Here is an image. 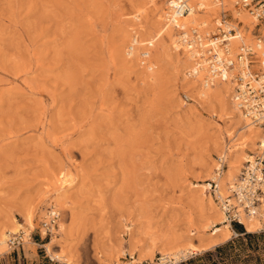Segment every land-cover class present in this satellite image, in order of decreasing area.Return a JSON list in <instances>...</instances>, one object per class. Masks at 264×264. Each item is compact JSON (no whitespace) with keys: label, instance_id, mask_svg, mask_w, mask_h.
I'll return each instance as SVG.
<instances>
[{"label":"rangeland","instance_id":"rangeland-1","mask_svg":"<svg viewBox=\"0 0 264 264\" xmlns=\"http://www.w3.org/2000/svg\"><path fill=\"white\" fill-rule=\"evenodd\" d=\"M158 1L0 0V233L23 237L0 264H67L49 242L76 264H107L122 249L120 264H180L232 241L197 264H264V223L255 239L232 233L208 251L166 254L222 226L206 228L209 198L222 210L208 182L230 135L248 130L226 101L193 92L186 47L157 35ZM134 35L145 43L128 55ZM73 179L55 226L47 189Z\"/></svg>","mask_w":264,"mask_h":264},{"label":"bare ground","instance_id":"bare-ground-1","mask_svg":"<svg viewBox=\"0 0 264 264\" xmlns=\"http://www.w3.org/2000/svg\"><path fill=\"white\" fill-rule=\"evenodd\" d=\"M157 1L158 0H150V2L154 4H156ZM237 1L238 0H192L191 12L187 16L178 19L177 22L179 25H184V26L185 25L189 26L191 23L194 25H200L202 31H205L206 33H210L211 34L210 36H212V34L218 33L217 29L220 24V20L223 17V14L225 12L227 13L230 12L231 15L233 16V21H229L228 26L237 29L240 38L234 39L231 43L230 52L228 54H225L224 56H222L223 52H221L220 58L226 56L235 58L238 55L237 52L240 50L242 42L245 44L253 45L260 36L264 35V24L260 23L256 18H254L247 9L243 8L242 6L238 7L236 5ZM167 5H168L167 0H163L162 6L159 7L158 9L157 15L159 20L158 19L157 20L159 21L158 23L160 29L159 31H157L159 32L157 33V35L162 36L164 35V33H167L169 40L171 41V45L177 51L184 50V47H186L184 53L187 56V60L185 62L184 68L185 69L191 68L190 69L191 71L189 70L187 71L188 76H191L190 78H193V80L191 79L192 80L191 89L193 90V92L200 95V97L206 100L210 99L212 101H216V103L217 102L223 103V101H226V103L229 104V106L234 110V112L242 119L244 127L247 128L246 130H248V132L244 133L248 136L244 138H243L244 135H242V133L239 132L238 133L236 132L233 136L230 135L231 145L230 144L226 145V147L223 150L224 153L221 156L224 159L223 162L227 164V168L223 173V175L220 176L217 173V170H220L221 167L219 165V158H218V166L216 168V173L212 178L213 180H211V181H216L218 183V187H217L218 189L216 191L217 199L221 204L225 216L224 201L231 197V191H230L231 185L238 181V178L240 177V175H242L243 170L248 166L250 162L253 161L255 156L260 153V149H264V128L260 125V123H256L252 121L250 118L246 117L245 114L239 109L238 103L235 101L234 98L235 85L230 81L231 78L228 81H221L217 77L210 76L207 66H204L203 68L199 67L198 61L196 60V58H198L197 54L192 52V48L191 47L189 48L187 45L180 44L182 39L180 36L181 32H178V30L174 28L173 25L169 24V21L167 19V8H168ZM220 14L221 16L219 17V19H217ZM215 24H216V32L214 29ZM260 24L261 26H259ZM256 28H259L258 34L254 35L253 33L256 30ZM185 29L187 28L185 27ZM134 32H137V30L136 31L134 30ZM252 38H256V39H254L253 41ZM211 42H213V40L210 39L207 40V43H211ZM133 43H134L133 46H129L131 51L128 53V55L130 53L132 55L134 52L138 51L139 47L145 43V40L140 39V37L137 35H134ZM135 45L136 47H134ZM206 46L208 47L210 46V44ZM210 48L211 47H208L207 50H209ZM258 147H259V152L255 154L254 151ZM247 149H250V152L254 153L255 155L252 157L251 156L248 157V154L246 152ZM212 166L214 165L212 164L211 166L206 168L207 169L206 173L208 175L209 173L213 172ZM74 180L75 179L68 181L67 184H63L62 186L55 185L54 188H51L53 191L51 189L50 190L47 189L49 193L47 199H49L50 201L47 203V205L51 206L50 208L51 210L48 211V213L52 215L53 220L57 221V219L59 218L60 216L59 209H66L65 208V205H67L66 194H65L66 191L62 192L63 191L62 189H64L66 185L71 184ZM203 186L204 185H196L195 187L202 188ZM67 202H69V200ZM209 203L212 205L213 208L212 211H214V213L212 216H210L211 223L208 226H206V228L213 227L214 225H217L219 223L222 224V226L216 227V231L213 232L212 237L209 240L204 241L202 245L190 243L185 247L176 246L169 253L166 250L167 251L166 254H170V256L175 257V259L176 258L180 259L181 257L185 258L188 257L189 255L198 254L203 251H208L211 248H214L215 246H218L229 240L230 235L234 233V230L231 227L232 226L231 223L230 222L228 223V221H226V217L222 216V212H221L222 210L219 211V209H215V205L211 198H209ZM68 206L67 209L70 208ZM70 210H72V208ZM43 211L44 209L41 210L42 214ZM65 212L67 213V211ZM239 212H243V210H240ZM32 213L28 212L27 214H25V221L30 230H32L34 227L33 217L36 212L35 213L32 212ZM66 215L69 214L67 213ZM240 220L243 225L245 224L248 232L250 233L257 232L264 223V209H261L259 215L255 217H251V216L248 217L247 215L242 213ZM14 224H15L14 229H16V231L19 230L20 227L21 228L23 227V224L18 221H15ZM52 224H54L53 221ZM60 227L63 230L64 228L63 224H60ZM50 228L52 229L53 227L50 226ZM235 236H238V234H235ZM13 239L14 237L10 238V234L6 232L0 233V254H3L5 251H7L6 247L8 245L10 246ZM45 248L47 250V253L50 254L52 257L54 258L56 257L58 260L67 264H76L73 263L70 257H68L63 250L56 249V246H54L52 242L45 244ZM124 252H125L124 249L118 250L117 251L118 256L110 260H106L105 262H108L107 264H120V255H122ZM163 259H168V257H165ZM136 260L138 262H141L138 259ZM170 260L172 264L173 259ZM176 263L177 261L173 262V264Z\"/></svg>","mask_w":264,"mask_h":264},{"label":"built area","instance_id":"built-area-1","mask_svg":"<svg viewBox=\"0 0 264 264\" xmlns=\"http://www.w3.org/2000/svg\"><path fill=\"white\" fill-rule=\"evenodd\" d=\"M191 2L192 0H167V19L170 25L181 32L180 44L192 48V52L197 54L199 67L207 66L210 76L217 77L221 81H228L231 78L230 81L235 85L234 98L239 109L246 117L260 123L264 128V35L260 36L253 45L242 42L235 58L230 56L220 58V53L223 52L222 56L228 54L232 41L240 38L237 29L228 26L229 19L233 21V16L225 12L220 20L218 33L210 36V33L201 30L200 25L178 24V19L191 12ZM236 5L247 9L254 18L264 24V0H238ZM209 39L213 42L207 43ZM208 44H210L208 47H211L209 50L206 46ZM223 161V157L219 158L221 167L217 173L220 176L227 168V164ZM208 184L209 190H212L217 197L218 183L210 181ZM230 191L231 197L224 201V205L226 221L231 225L234 223L243 225L240 220L242 213L248 217H255L259 215L261 209H264V149H260V153L243 170L238 181L231 185ZM240 210L243 212H239ZM52 221L55 226L58 225L56 220ZM41 234L47 237L54 233L44 222ZM22 244L23 237H14L10 247L16 249ZM125 264L159 263L138 262L134 255H130Z\"/></svg>","mask_w":264,"mask_h":264},{"label":"trees","instance_id":"trees-1","mask_svg":"<svg viewBox=\"0 0 264 264\" xmlns=\"http://www.w3.org/2000/svg\"><path fill=\"white\" fill-rule=\"evenodd\" d=\"M233 226L235 228V231L238 233V236L241 237L237 241L238 243H242L244 239L251 240V239H255V238L258 237V235H256V234L247 233L245 231V227L243 225H241V224L234 223ZM234 246H235V242L234 241L228 242V243H226V244H224L222 246L217 247L215 249V251H208L202 256H197V257L191 258V259H189V260H187L185 262H182L180 264H197L201 260H209V259H211L214 256V254L223 253L226 250L233 248Z\"/></svg>","mask_w":264,"mask_h":264},{"label":"crops","instance_id":"crops-1","mask_svg":"<svg viewBox=\"0 0 264 264\" xmlns=\"http://www.w3.org/2000/svg\"><path fill=\"white\" fill-rule=\"evenodd\" d=\"M232 227V226H231ZM244 227H245V229L247 230V228H246V226H245V224H244ZM232 229L234 230V233L235 234H238L236 231H235V229L232 227ZM212 249V248H211Z\"/></svg>","mask_w":264,"mask_h":264}]
</instances>
